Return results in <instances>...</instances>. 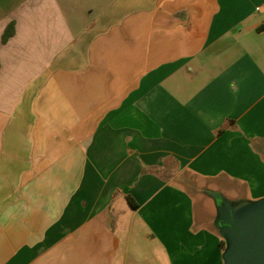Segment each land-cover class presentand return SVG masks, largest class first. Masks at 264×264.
Masks as SVG:
<instances>
[{"label":"crops","instance_id":"1","mask_svg":"<svg viewBox=\"0 0 264 264\" xmlns=\"http://www.w3.org/2000/svg\"><path fill=\"white\" fill-rule=\"evenodd\" d=\"M264 0H0V264H224L202 183L264 199Z\"/></svg>","mask_w":264,"mask_h":264},{"label":"water","instance_id":"2","mask_svg":"<svg viewBox=\"0 0 264 264\" xmlns=\"http://www.w3.org/2000/svg\"><path fill=\"white\" fill-rule=\"evenodd\" d=\"M218 224L224 234V264H264V199L238 212L219 208Z\"/></svg>","mask_w":264,"mask_h":264},{"label":"rangeland","instance_id":"3","mask_svg":"<svg viewBox=\"0 0 264 264\" xmlns=\"http://www.w3.org/2000/svg\"><path fill=\"white\" fill-rule=\"evenodd\" d=\"M202 193L205 195V197H201V194L195 193V198H196V207L197 211L199 212L200 206L202 205V202L204 203L205 210L209 213L212 214H218L217 212V204H220V202H228L232 207L237 206L235 205L234 199L230 198L231 194H242V190H236L235 192H227V191H222V190H217L211 186L210 183L203 182L202 183ZM200 195V196H199ZM231 207V208H232ZM200 213V212H199ZM220 235L222 238H224V234L220 232Z\"/></svg>","mask_w":264,"mask_h":264},{"label":"trees","instance_id":"4","mask_svg":"<svg viewBox=\"0 0 264 264\" xmlns=\"http://www.w3.org/2000/svg\"><path fill=\"white\" fill-rule=\"evenodd\" d=\"M259 30H264V24L259 28ZM220 243H221L222 248L225 250L226 248L225 240H222Z\"/></svg>","mask_w":264,"mask_h":264}]
</instances>
